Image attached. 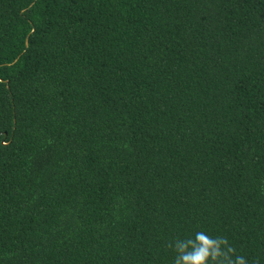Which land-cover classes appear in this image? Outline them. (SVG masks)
I'll use <instances>...</instances> for the list:
<instances>
[{
    "label": "trees",
    "instance_id": "trees-1",
    "mask_svg": "<svg viewBox=\"0 0 264 264\" xmlns=\"http://www.w3.org/2000/svg\"><path fill=\"white\" fill-rule=\"evenodd\" d=\"M199 230L264 264V0H0V264Z\"/></svg>",
    "mask_w": 264,
    "mask_h": 264
},
{
    "label": "clouds",
    "instance_id": "clouds-1",
    "mask_svg": "<svg viewBox=\"0 0 264 264\" xmlns=\"http://www.w3.org/2000/svg\"><path fill=\"white\" fill-rule=\"evenodd\" d=\"M169 247L174 252L172 264H248L225 237L205 230L175 239Z\"/></svg>",
    "mask_w": 264,
    "mask_h": 264
}]
</instances>
